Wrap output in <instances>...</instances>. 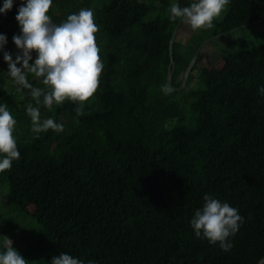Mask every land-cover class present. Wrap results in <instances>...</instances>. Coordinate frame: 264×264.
<instances>
[{
    "label": "trees",
    "instance_id": "1",
    "mask_svg": "<svg viewBox=\"0 0 264 264\" xmlns=\"http://www.w3.org/2000/svg\"><path fill=\"white\" fill-rule=\"evenodd\" d=\"M173 2L185 7L182 0H148L146 7L130 0H53V23L81 8L93 10L104 69L84 115L71 101L51 110L39 106L41 119L53 118L64 131L38 138L26 114L29 103L37 105L27 89L16 91L3 59L4 51L13 60L20 51L5 29L21 34L15 17L22 0L0 13V34L7 38L0 51V104L17 120L20 152L0 173V184L10 187L4 204L40 230L31 246L38 264L62 253L85 264H257L264 258V96L258 92L264 87V21L255 24L263 27L260 41L227 45L222 69L200 67L203 50L186 88L165 95L161 86L169 85L170 43L180 22L169 19ZM228 8L213 28L195 34L198 45L176 38L175 87L205 40L264 18V0H230ZM32 57L29 63L35 52ZM205 194L244 217L228 252L191 227Z\"/></svg>",
    "mask_w": 264,
    "mask_h": 264
},
{
    "label": "clouds",
    "instance_id": "2",
    "mask_svg": "<svg viewBox=\"0 0 264 264\" xmlns=\"http://www.w3.org/2000/svg\"><path fill=\"white\" fill-rule=\"evenodd\" d=\"M230 0H192L185 7L173 2L170 5L169 19H178L193 31L214 27L213 21L222 18ZM53 0H22L16 20L20 26L19 35L13 36V42L19 53L13 60L12 54L4 51L3 59L8 64V75L12 78L17 92L27 89L35 101L36 107L29 103L26 114L31 118V131L38 138L42 132L64 131V125L53 118L41 119L39 106L42 104L51 110L53 105H62L65 101L77 104L74 108L78 116L84 115V105L97 93L104 69L100 55L97 33L100 31L91 8H81L67 16L66 20L53 23L48 14ZM13 7V0H4L0 13L6 14ZM7 44L5 35L0 34V51ZM36 53L33 63L32 53ZM20 64L21 67H17ZM29 75L39 79L44 87H35L29 81ZM163 94L173 89L164 84ZM258 92L264 96V87ZM17 120L7 105L0 104V173L10 170L13 161L20 159L17 138L14 135ZM191 227L195 236L206 239L210 244L219 243V247L228 252L233 248L229 238L234 237L244 223V217L237 208L222 202L210 194L203 197V206L195 211ZM3 250L0 251V264H29L14 247L13 241L3 236ZM264 260V258H262ZM51 264H85L82 259L61 254L53 257ZM87 264H94L88 261ZM257 264H261L258 261Z\"/></svg>",
    "mask_w": 264,
    "mask_h": 264
},
{
    "label": "rangeland",
    "instance_id": "3",
    "mask_svg": "<svg viewBox=\"0 0 264 264\" xmlns=\"http://www.w3.org/2000/svg\"><path fill=\"white\" fill-rule=\"evenodd\" d=\"M138 1L141 6L146 7L148 0H130ZM184 6H188L189 0H182ZM229 11L228 6L222 14V18L225 17ZM220 18V19H222ZM13 28H6L5 31L8 35L10 43L13 42L12 35ZM202 32L201 30L193 31L189 25H186L177 36L181 42L185 45L196 46L198 45L197 33ZM263 32V27L260 25L249 26L246 28L239 29L238 31L228 34L222 38L216 39L217 41L209 44L205 49V59L200 63V67L206 69H222L225 65V51H227V45L231 46L234 44L236 47L239 44H244L246 41L257 43L260 41V35ZM181 79V77H180ZM200 83L197 80L194 81L193 86L197 87ZM13 88L12 84L10 85ZM9 184H0V251L3 250L4 237L7 236L13 241V247L29 261V264H38V251L37 248L31 246L36 242L40 230L37 229V224L29 216L19 217L15 213V209L6 206L5 199L9 194ZM25 231V232H23ZM31 248V249H30ZM30 249V251H28ZM27 251L29 253H27Z\"/></svg>",
    "mask_w": 264,
    "mask_h": 264
},
{
    "label": "water",
    "instance_id": "4",
    "mask_svg": "<svg viewBox=\"0 0 264 264\" xmlns=\"http://www.w3.org/2000/svg\"><path fill=\"white\" fill-rule=\"evenodd\" d=\"M264 21V18L263 19H260L256 22H253V23H250V24H245V25H242L241 27H236L234 28L233 30H230V31H226V32H223V33H220V34H217L207 40H205L198 48L197 52L193 55V58H192V61L190 62L186 72H185V75H184V79H183V82L181 84L180 87H175L173 85V70H174V54H173V44L179 34V31H180V28H182L183 24L181 21L177 24V26L175 27L174 29V32H173V36H172V39H171V47H170V55H171V62H170V66H169V69H168V81H169V86L173 89V91H177V92H180L182 90H184L187 86V82H188V78L190 76V74L192 73L193 71V68L195 66V64L197 63L198 61V58H200L203 50L211 43L213 42L214 40L216 39H219V38H222L228 34H231V33H234L236 31H238L239 29H242V28H246V27H249V26H252V25H255V24H258V23H261ZM261 261V264L264 263V260H260Z\"/></svg>",
    "mask_w": 264,
    "mask_h": 264
}]
</instances>
